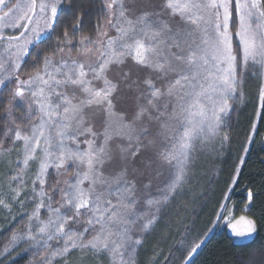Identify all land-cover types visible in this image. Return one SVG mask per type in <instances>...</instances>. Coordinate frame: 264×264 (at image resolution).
Instances as JSON below:
<instances>
[{"label":"snow or ice","instance_id":"1","mask_svg":"<svg viewBox=\"0 0 264 264\" xmlns=\"http://www.w3.org/2000/svg\"><path fill=\"white\" fill-rule=\"evenodd\" d=\"M250 78L264 116V0H0V264H191Z\"/></svg>","mask_w":264,"mask_h":264},{"label":"trees","instance_id":"2","mask_svg":"<svg viewBox=\"0 0 264 264\" xmlns=\"http://www.w3.org/2000/svg\"><path fill=\"white\" fill-rule=\"evenodd\" d=\"M98 7V3L92 5V14L84 21L85 32L94 25ZM243 91L245 99L236 103L229 121L231 142L218 155L201 160L202 179L198 191L203 195L194 205L197 214L189 215L188 219L195 221L190 242L195 239V242L203 240L204 243L191 258V264H260L264 254V116L256 115L260 103L256 79H248ZM252 123L257 125L255 132L251 130ZM249 134L253 136L251 143L247 142ZM246 145L249 148L247 153L244 152ZM241 156L244 157L243 164H240ZM233 177L235 183L232 182ZM249 191L253 193L251 202L248 201ZM227 205L233 218L244 216L255 222L257 230L249 242L235 243L226 227L221 225L220 215ZM15 224L14 221L8 225L3 216L0 229ZM8 235V232L0 234V248ZM28 259L30 254L23 259L18 257L17 264H27ZM143 259H147V254H142Z\"/></svg>","mask_w":264,"mask_h":264},{"label":"rangeland","instance_id":"3","mask_svg":"<svg viewBox=\"0 0 264 264\" xmlns=\"http://www.w3.org/2000/svg\"><path fill=\"white\" fill-rule=\"evenodd\" d=\"M6 31H9V30H6ZM208 157L203 158V160L206 161V159H208ZM247 209L248 208H246L245 210H247ZM2 218H3V215L0 214V221ZM220 218L219 219H220L221 225L226 227L227 233L232 237V239L235 243H238V244L239 243H246V242H249L254 237L255 232L251 236H248V237H236L232 234L231 228L228 227L229 223L235 224L240 229H243L244 225H243V223H237L239 221L240 217L239 218H233L231 208L228 205L224 209V211L221 213Z\"/></svg>","mask_w":264,"mask_h":264}]
</instances>
